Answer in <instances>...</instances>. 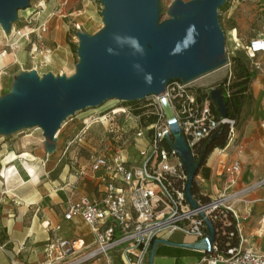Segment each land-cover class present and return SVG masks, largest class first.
Listing matches in <instances>:
<instances>
[{"label": "built area", "instance_id": "1", "mask_svg": "<svg viewBox=\"0 0 264 264\" xmlns=\"http://www.w3.org/2000/svg\"><path fill=\"white\" fill-rule=\"evenodd\" d=\"M249 48L252 54H248L254 57L264 50V39L253 41ZM255 67L259 64L255 63ZM211 89L195 87L181 78L172 79L163 97L153 95L167 104L170 116L158 114L157 121L147 130L138 129L132 139L119 141L114 151L90 154L84 164L80 156L75 157L78 176L95 180L99 195L69 198L64 218L82 217L95 236L94 245H86L80 239L54 237L46 246V259L41 264H118V260L120 264H151L150 255L157 239H166L176 231L193 236L197 242L207 239L205 217L213 222L219 215L226 217L231 213L238 222L236 203L248 189H227L236 183L239 165L233 163L225 168L228 184L222 193L209 200L195 196L198 207L193 208L184 192L186 171L166 140L171 133L170 121L174 119L196 157L200 155L198 146L206 142L221 123L230 124V137L235 121L214 112ZM124 109L120 113L128 115L134 111L129 107ZM131 143H140L139 163L129 156L127 148ZM69 147L67 144L62 157ZM71 188L77 185L72 184ZM60 229V225L49 228L53 232ZM54 250L58 252L55 259ZM192 264H264V254L243 247L241 242L221 246L215 237L209 250L203 251L201 259Z\"/></svg>", "mask_w": 264, "mask_h": 264}, {"label": "water", "instance_id": "2", "mask_svg": "<svg viewBox=\"0 0 264 264\" xmlns=\"http://www.w3.org/2000/svg\"><path fill=\"white\" fill-rule=\"evenodd\" d=\"M31 0H0V21L5 29L16 19V10L29 7ZM106 5L108 29L98 37L79 33L83 63L82 73L71 82L55 80L51 75L42 81L26 75L18 81L13 96L0 103V130L4 133L28 124L41 126L47 144L56 140L55 133L62 122L78 110L97 107L107 99L124 102L143 100L150 95L163 97L172 79H193L227 63L226 37L219 22V8L225 0H175L170 8L174 16L162 27L156 25L158 0H102ZM195 26L189 38L190 26ZM132 36L139 40L144 55L133 54L128 47H119L113 35ZM194 40V43L192 42ZM113 48L118 55L109 54ZM139 64L142 71L133 67ZM150 73L151 85L144 76ZM210 97L217 113L228 118V107L221 87H213ZM165 107L168 108L167 104ZM171 133L166 140L181 159L187 177L184 186L188 204L198 207L193 185L207 156V144L219 133L217 130L196 157L182 135L177 120L170 121ZM204 217V213H201ZM208 238L181 246L208 251L215 241V226L205 217ZM158 243L173 244L167 239L153 243L150 263Z\"/></svg>", "mask_w": 264, "mask_h": 264}, {"label": "crops", "instance_id": "3", "mask_svg": "<svg viewBox=\"0 0 264 264\" xmlns=\"http://www.w3.org/2000/svg\"><path fill=\"white\" fill-rule=\"evenodd\" d=\"M222 9L226 39L234 41L237 50L244 51L246 63L254 72L250 83L251 99L244 105L243 110L248 114L242 123L234 128L225 147L216 148L208 155L195 180L201 193L212 198L227 188L225 168L233 163L239 165L236 183L227 189H248L236 203L239 242L245 248L264 254V50L252 57L249 48L253 41L264 39V0H228ZM0 40H6L4 32ZM255 63L259 64L258 68ZM4 71L0 76L6 73ZM231 73L230 67L224 75L213 79L210 88L218 86ZM5 149L4 146L0 151V264H21L19 257L13 259L21 251L28 261L34 259L32 264H38L37 259H43L46 246L54 237L80 239L93 246L95 236L91 241L84 233L66 237L62 230L72 231L74 227L70 226L74 223L86 224L80 216L66 220L65 205L69 198L97 197L99 189L95 180L79 177L78 168L75 173L67 171L55 176L57 165L48 168L47 161L45 178L39 184L30 174L24 178L17 174L16 159L11 154L14 152ZM28 153L22 151L14 155L22 157ZM62 159L60 156L58 161ZM85 159L80 156V162ZM72 184L77 188L72 189ZM56 225L61 229L49 230ZM91 233L94 235L92 230ZM166 239L173 244L158 243L152 264H192L203 256V250L180 245L197 242L193 236L176 231Z\"/></svg>", "mask_w": 264, "mask_h": 264}, {"label": "rangeland", "instance_id": "4", "mask_svg": "<svg viewBox=\"0 0 264 264\" xmlns=\"http://www.w3.org/2000/svg\"><path fill=\"white\" fill-rule=\"evenodd\" d=\"M174 2L175 0L157 1L158 27L164 26L176 17L170 13ZM227 2L228 0H225L224 6ZM105 11L106 5L102 0H31L28 8L16 10V19L7 29L0 21V34L2 32L6 34V40L4 42L0 40V72L3 70L6 72L0 76V103L14 95L18 81L26 75L34 74L40 81L49 75L55 80L67 82L77 78L82 73L80 66L83 63L79 33L83 32L91 37L102 35L109 27L105 21ZM218 13L220 25L224 28L223 9L219 8ZM236 46L234 41L226 39L227 63L187 82L195 87L210 88L213 79L224 75L230 67L232 71L234 57L241 56L246 61L244 51L237 50ZM231 74L221 82L231 78ZM124 107L134 111L128 115L112 112L114 109ZM164 113L165 117L172 114L170 109L153 95L132 102L111 98L97 107L78 110L68 116L59 127V135L55 136L53 144L46 143L41 126L36 124L24 125L10 133L0 130V151L4 146L5 150L17 154L28 151L29 153L23 154L22 157H16L11 153L16 159V172L22 178L30 174L33 180L41 183L45 178V162L48 161V168L57 165L54 170L55 176L65 174L67 171L75 173L78 168L76 156L87 158L94 152L114 151L119 141L132 139L138 129L147 130L151 123L157 121L158 114ZM247 114L248 111L244 109L235 128L242 123ZM67 144H70L69 150L59 162V157L62 156ZM139 147L140 143H131L127 148L129 156L136 160V163L141 159L138 154ZM81 163L84 164V160H81ZM70 227L74 229L62 230L66 237L83 233L89 241L94 237L89 225L74 223ZM22 252L13 259L19 257L21 264H32L34 259L28 261ZM52 256L54 259L57 258L58 252L54 250ZM45 259L44 255L43 259H37V263L41 264ZM117 263L120 264V260Z\"/></svg>", "mask_w": 264, "mask_h": 264}, {"label": "trees", "instance_id": "5", "mask_svg": "<svg viewBox=\"0 0 264 264\" xmlns=\"http://www.w3.org/2000/svg\"><path fill=\"white\" fill-rule=\"evenodd\" d=\"M234 66L232 69L231 78H226L218 86L222 88L226 98L228 107V118L235 121V125L238 124L241 119L244 105L251 99L250 95V83L254 76V72L251 71L246 61L241 56L233 58ZM214 112L218 115L215 106L212 105ZM154 118L151 119L153 121ZM244 119V118H243ZM219 133L216 138L209 144H207V156L216 148H223L227 144L230 134V124L221 123L219 126ZM206 142L200 144L197 148L198 153L201 154ZM193 194L199 196L204 200L210 198L200 192L199 186L194 181ZM213 224L216 231V241L221 246H227L228 244H237L239 242V234L237 229V221L234 216L229 213L226 217L219 215L216 219H213Z\"/></svg>", "mask_w": 264, "mask_h": 264}, {"label": "clouds", "instance_id": "6", "mask_svg": "<svg viewBox=\"0 0 264 264\" xmlns=\"http://www.w3.org/2000/svg\"><path fill=\"white\" fill-rule=\"evenodd\" d=\"M194 30H195V26L194 25L190 26L188 30L189 38H191V34L192 32H194ZM112 38L119 47H124V46L130 47L133 50L134 55L136 54H139L141 56L144 55V48L139 43V40L136 37L121 36L119 34H114ZM192 42L194 43V40ZM107 51L109 54L118 55V53L111 47H109ZM133 67L138 71H142V67L139 64H134ZM144 79L146 84L151 85L153 78L150 73H146Z\"/></svg>", "mask_w": 264, "mask_h": 264}, {"label": "bare ground", "instance_id": "7", "mask_svg": "<svg viewBox=\"0 0 264 264\" xmlns=\"http://www.w3.org/2000/svg\"><path fill=\"white\" fill-rule=\"evenodd\" d=\"M125 108V107H124ZM124 108H117V109H114L113 113L114 112H123L125 109ZM102 118V117H101ZM100 119V118H99ZM59 130V129H58ZM57 130V132L55 133V136L57 137L59 135V131Z\"/></svg>", "mask_w": 264, "mask_h": 264}]
</instances>
